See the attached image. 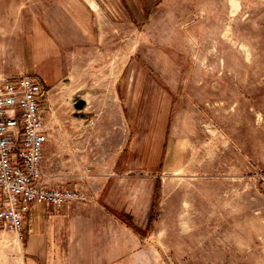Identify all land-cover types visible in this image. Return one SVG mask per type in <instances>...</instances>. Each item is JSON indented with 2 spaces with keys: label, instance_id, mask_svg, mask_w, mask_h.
Returning a JSON list of instances; mask_svg holds the SVG:
<instances>
[{
  "label": "rangeland",
  "instance_id": "rangeland-1",
  "mask_svg": "<svg viewBox=\"0 0 264 264\" xmlns=\"http://www.w3.org/2000/svg\"><path fill=\"white\" fill-rule=\"evenodd\" d=\"M23 74L61 136L49 183L109 182L141 233L95 196L0 236V264H264V0H0V76Z\"/></svg>",
  "mask_w": 264,
  "mask_h": 264
},
{
  "label": "built area",
  "instance_id": "built-area-1",
  "mask_svg": "<svg viewBox=\"0 0 264 264\" xmlns=\"http://www.w3.org/2000/svg\"><path fill=\"white\" fill-rule=\"evenodd\" d=\"M49 90L39 76H0V236L21 242L36 203L58 208L87 201L86 187L52 186L46 145Z\"/></svg>",
  "mask_w": 264,
  "mask_h": 264
},
{
  "label": "crops",
  "instance_id": "crops-1",
  "mask_svg": "<svg viewBox=\"0 0 264 264\" xmlns=\"http://www.w3.org/2000/svg\"><path fill=\"white\" fill-rule=\"evenodd\" d=\"M49 135H50V140H49L48 144L46 145V155L49 157L48 164H50V165L49 166L47 165V170H48V173L52 176V175H55L54 171H56V169L53 168L52 164H53V161H54L55 157H57V155H58L56 152L54 153V150H55L54 143L56 141H60L61 138H59V137H61V136L56 137L52 133H50ZM57 172L60 173V172H63V171L58 169ZM108 183L109 182H105L102 185L101 188H98L97 190H94L93 194L91 193V197L90 198H93V197L97 196L95 201H93V199H92V201L94 203L92 205H95V203H97L96 205L99 206V207L96 206L93 209H98L99 218L102 219V220L106 219L105 213L107 212V213L111 214L113 217H115L116 219H118L121 223H125L120 218L117 217L115 212L130 213L129 210H126L125 207H116V208H114V207L110 206L109 203L107 202V200H105L104 197H103V195L107 191V188H108V185H109ZM83 202H85V201H83ZM45 204L46 203H36L28 211V213L26 215V218H28L27 222L29 221L28 225L32 226V224H33V227H29L30 231L35 230L36 232H38L40 230V229H38V226L40 225V222H43V225L45 227L46 226L49 227L48 229L44 228L43 232L46 231V232H48L50 234L51 233L50 223H52V219H54L53 221L57 220V222L59 223V226H60L59 233L61 234L62 231H63V228H62L63 223L66 224L67 222L72 221L74 219V217H75V214H76V216L83 215V214H80V213L78 214L77 213L78 211L76 210V207L85 206L86 202L84 204H78V205H76L75 203L74 204L71 203L68 206L62 207L63 208L62 211L64 212L63 215H60V216L55 215L53 217L51 214H49L48 218L46 217V215H41V213H44L46 211ZM46 205H48V204H46ZM71 214H73V216H71ZM83 216H86V215H83ZM25 224H26V219H25ZM64 230H65V235L68 236V237H71V239H68V243L75 244V238L77 237V233L74 232V231H70L69 229H64ZM43 235H45V234H43ZM114 261L111 264H114Z\"/></svg>",
  "mask_w": 264,
  "mask_h": 264
},
{
  "label": "trees",
  "instance_id": "trees-1",
  "mask_svg": "<svg viewBox=\"0 0 264 264\" xmlns=\"http://www.w3.org/2000/svg\"><path fill=\"white\" fill-rule=\"evenodd\" d=\"M158 185H156L157 187ZM117 217L120 218L123 222H125L129 227L134 228L137 232L141 233V229L136 226V224L131 219V214L126 212H115ZM152 218V217H151Z\"/></svg>",
  "mask_w": 264,
  "mask_h": 264
},
{
  "label": "bare ground",
  "instance_id": "bare-ground-1",
  "mask_svg": "<svg viewBox=\"0 0 264 264\" xmlns=\"http://www.w3.org/2000/svg\"><path fill=\"white\" fill-rule=\"evenodd\" d=\"M91 4H92V7L95 8V2L93 1L91 2Z\"/></svg>",
  "mask_w": 264,
  "mask_h": 264
}]
</instances>
